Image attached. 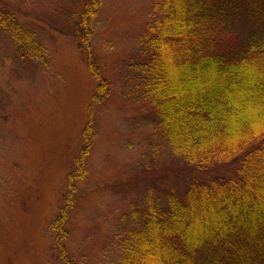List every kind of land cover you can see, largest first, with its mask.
Instances as JSON below:
<instances>
[{"label": "rangeland", "instance_id": "1", "mask_svg": "<svg viewBox=\"0 0 264 264\" xmlns=\"http://www.w3.org/2000/svg\"><path fill=\"white\" fill-rule=\"evenodd\" d=\"M85 1L0 0L36 44L0 28V264H117V238L193 177L143 97L155 0H98L88 47Z\"/></svg>", "mask_w": 264, "mask_h": 264}, {"label": "trees", "instance_id": "2", "mask_svg": "<svg viewBox=\"0 0 264 264\" xmlns=\"http://www.w3.org/2000/svg\"><path fill=\"white\" fill-rule=\"evenodd\" d=\"M97 7L86 0L75 23L86 47ZM154 8L143 97L193 177L165 207L149 202L117 238V264H264V0H155ZM239 17L253 27L233 41ZM0 28L35 44L3 7Z\"/></svg>", "mask_w": 264, "mask_h": 264}]
</instances>
